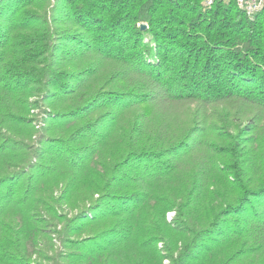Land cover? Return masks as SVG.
Listing matches in <instances>:
<instances>
[{
    "label": "trees",
    "instance_id": "1",
    "mask_svg": "<svg viewBox=\"0 0 264 264\" xmlns=\"http://www.w3.org/2000/svg\"><path fill=\"white\" fill-rule=\"evenodd\" d=\"M164 261L264 264V9L0 0V264Z\"/></svg>",
    "mask_w": 264,
    "mask_h": 264
},
{
    "label": "built area",
    "instance_id": "2",
    "mask_svg": "<svg viewBox=\"0 0 264 264\" xmlns=\"http://www.w3.org/2000/svg\"><path fill=\"white\" fill-rule=\"evenodd\" d=\"M217 1L229 4L231 0H205L207 6H213ZM236 6L249 17H253L264 9V0H234Z\"/></svg>",
    "mask_w": 264,
    "mask_h": 264
},
{
    "label": "rangeland",
    "instance_id": "3",
    "mask_svg": "<svg viewBox=\"0 0 264 264\" xmlns=\"http://www.w3.org/2000/svg\"><path fill=\"white\" fill-rule=\"evenodd\" d=\"M173 216H174V213L173 212L172 213H169L167 215L168 220L171 219ZM159 247H162V245L160 244ZM164 264H169V262L168 261H164Z\"/></svg>",
    "mask_w": 264,
    "mask_h": 264
},
{
    "label": "water",
    "instance_id": "4",
    "mask_svg": "<svg viewBox=\"0 0 264 264\" xmlns=\"http://www.w3.org/2000/svg\"><path fill=\"white\" fill-rule=\"evenodd\" d=\"M142 29H143V30H145V29H146V27H145V26H143V27H142Z\"/></svg>",
    "mask_w": 264,
    "mask_h": 264
}]
</instances>
